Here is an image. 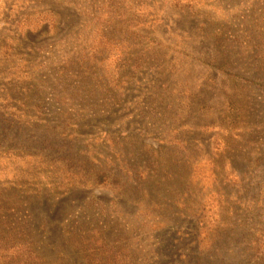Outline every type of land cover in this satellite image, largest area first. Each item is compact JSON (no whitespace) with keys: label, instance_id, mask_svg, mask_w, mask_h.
<instances>
[{"label":"rangeland","instance_id":"374dc122","mask_svg":"<svg viewBox=\"0 0 264 264\" xmlns=\"http://www.w3.org/2000/svg\"><path fill=\"white\" fill-rule=\"evenodd\" d=\"M0 264H264V0H0Z\"/></svg>","mask_w":264,"mask_h":264}]
</instances>
